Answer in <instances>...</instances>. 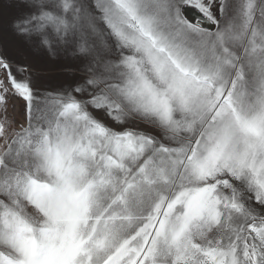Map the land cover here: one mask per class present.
I'll use <instances>...</instances> for the list:
<instances>
[{"label": "snow or ice", "instance_id": "obj_1", "mask_svg": "<svg viewBox=\"0 0 264 264\" xmlns=\"http://www.w3.org/2000/svg\"><path fill=\"white\" fill-rule=\"evenodd\" d=\"M13 6L74 63L0 55V264H264V0Z\"/></svg>", "mask_w": 264, "mask_h": 264}, {"label": "rangeland", "instance_id": "obj_2", "mask_svg": "<svg viewBox=\"0 0 264 264\" xmlns=\"http://www.w3.org/2000/svg\"><path fill=\"white\" fill-rule=\"evenodd\" d=\"M14 2L15 0H0V55L20 65L30 66L35 85L41 91L54 89L69 82L73 72L68 66L74 63L70 58L61 54L54 59L46 53L38 52L10 30L9 21L19 11L13 6ZM189 15L193 13L189 12ZM9 115L22 121L24 119L23 101L13 99Z\"/></svg>", "mask_w": 264, "mask_h": 264}]
</instances>
